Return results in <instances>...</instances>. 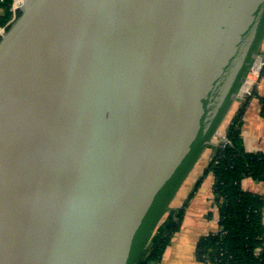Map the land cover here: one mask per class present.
Returning a JSON list of instances; mask_svg holds the SVG:
<instances>
[{"label": "water", "instance_id": "water-1", "mask_svg": "<svg viewBox=\"0 0 264 264\" xmlns=\"http://www.w3.org/2000/svg\"><path fill=\"white\" fill-rule=\"evenodd\" d=\"M0 37V264H135L261 54L264 0H24Z\"/></svg>", "mask_w": 264, "mask_h": 264}, {"label": "trees", "instance_id": "trees-1", "mask_svg": "<svg viewBox=\"0 0 264 264\" xmlns=\"http://www.w3.org/2000/svg\"><path fill=\"white\" fill-rule=\"evenodd\" d=\"M13 0H0V28L14 14ZM20 12L16 11L15 17ZM246 98L226 131L227 144L215 147L204 175L213 178L212 194L218 213V231L201 236L195 244V258L202 264H264V197L245 191L242 181L251 178L264 184V153L246 152L241 138V121L248 104ZM264 119V97H257ZM196 183L192 195L198 188ZM185 203L184 207L186 206ZM184 207L171 211L158 226L135 264H158L175 233L180 229Z\"/></svg>", "mask_w": 264, "mask_h": 264}, {"label": "crops", "instance_id": "crops-1", "mask_svg": "<svg viewBox=\"0 0 264 264\" xmlns=\"http://www.w3.org/2000/svg\"><path fill=\"white\" fill-rule=\"evenodd\" d=\"M260 51L264 54V38L261 43ZM252 91H254V96L248 99V104L241 121L240 132L242 144L246 152L264 153V119L260 116V105L257 98L264 97L263 72L254 85H242L238 98L232 102L224 120L220 124V127H223L221 130L220 127L218 128V131L212 139L214 146L207 155L206 162L200 169L194 172V174L188 175L190 178L187 176L173 198L168 212L164 215L160 223L169 216L171 211L181 209L186 202L187 204L184 207V215L181 220L180 229L173 235L170 244L166 248L158 264H202L195 258V244L201 236L218 231V213L212 194L213 178L211 174L204 175V172L210 159L214 155L215 147L226 140V131L229 124ZM200 179V184L192 195V191ZM186 180L188 182H186ZM185 182L188 184L186 188L183 189ZM242 188L245 191L264 197V184L261 182L246 178L242 181Z\"/></svg>", "mask_w": 264, "mask_h": 264}, {"label": "built area", "instance_id": "built-area-1", "mask_svg": "<svg viewBox=\"0 0 264 264\" xmlns=\"http://www.w3.org/2000/svg\"><path fill=\"white\" fill-rule=\"evenodd\" d=\"M23 1L24 0H13L11 11L14 14V18L12 19V21L16 18L15 17L16 11H18ZM12 21L7 26L0 28V37L5 33V31L7 30L8 26L12 23ZM263 72H264V54L261 53L260 55H258L253 65L251 66L244 84L254 85L261 77ZM227 143H228L227 140H224L220 144L222 145V147H224Z\"/></svg>", "mask_w": 264, "mask_h": 264}, {"label": "rangeland", "instance_id": "rangeland-1", "mask_svg": "<svg viewBox=\"0 0 264 264\" xmlns=\"http://www.w3.org/2000/svg\"><path fill=\"white\" fill-rule=\"evenodd\" d=\"M262 54H263V52H262ZM223 126H221L220 127V130H221V128H222ZM218 131V130H217ZM215 136V135H214ZM213 148L211 147V146H208V147H206V148H204V150L201 152V154H200V156H199V158H198V160H197V162H196V165L195 166H193L192 167V169L190 170V172H189V176L190 175H192V174H194V172H196L198 169H200L203 165H204V163L206 162V160H207V155L210 153V151L212 150ZM188 176V177H189ZM190 178V177H189ZM187 180H189V179H187ZM186 180V182H188ZM184 183V185H183V189L184 188H186V186H187V184L188 183Z\"/></svg>", "mask_w": 264, "mask_h": 264}]
</instances>
